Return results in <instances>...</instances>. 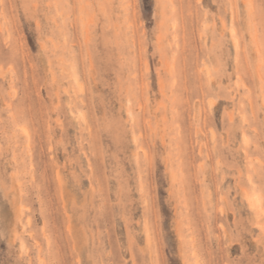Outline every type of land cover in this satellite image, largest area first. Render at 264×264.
I'll return each mask as SVG.
<instances>
[{
  "label": "rangeland",
  "instance_id": "374dc122",
  "mask_svg": "<svg viewBox=\"0 0 264 264\" xmlns=\"http://www.w3.org/2000/svg\"><path fill=\"white\" fill-rule=\"evenodd\" d=\"M0 264H264V0H0Z\"/></svg>",
  "mask_w": 264,
  "mask_h": 264
},
{
  "label": "bare ground",
  "instance_id": "6f19581e",
  "mask_svg": "<svg viewBox=\"0 0 264 264\" xmlns=\"http://www.w3.org/2000/svg\"><path fill=\"white\" fill-rule=\"evenodd\" d=\"M24 132V131H23ZM259 201V200H258ZM257 200H255V201H251L252 202V206H253V204L254 205H258L259 204V202H258ZM254 207V206H253ZM258 207V206H257Z\"/></svg>",
  "mask_w": 264,
  "mask_h": 264
}]
</instances>
